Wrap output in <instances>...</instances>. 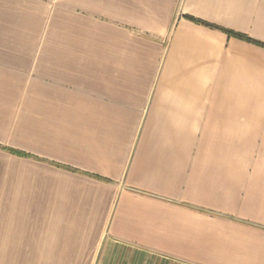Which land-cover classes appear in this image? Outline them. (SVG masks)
Wrapping results in <instances>:
<instances>
[{
	"label": "crops",
	"instance_id": "1",
	"mask_svg": "<svg viewBox=\"0 0 264 264\" xmlns=\"http://www.w3.org/2000/svg\"><path fill=\"white\" fill-rule=\"evenodd\" d=\"M227 31L264 0H0V248L264 264V47Z\"/></svg>",
	"mask_w": 264,
	"mask_h": 264
},
{
	"label": "rangeland",
	"instance_id": "2",
	"mask_svg": "<svg viewBox=\"0 0 264 264\" xmlns=\"http://www.w3.org/2000/svg\"><path fill=\"white\" fill-rule=\"evenodd\" d=\"M28 256H34L33 250L0 248V264H27Z\"/></svg>",
	"mask_w": 264,
	"mask_h": 264
},
{
	"label": "trees",
	"instance_id": "3",
	"mask_svg": "<svg viewBox=\"0 0 264 264\" xmlns=\"http://www.w3.org/2000/svg\"><path fill=\"white\" fill-rule=\"evenodd\" d=\"M196 21H197V20H196ZM197 22H199V23H203V22H201V21H197ZM227 33H228L230 36H234V37H237V38H240V39H243V40H247V41H249V42H254V43H256V44L261 45V46L264 47V43L254 41V40H252V39H250V38H248V37H246V36H244V35H241V34H238V33H235V32H231V31H227ZM10 151H11L12 153L17 154V155L28 156L27 154L22 153V152H19V151H15V150H10Z\"/></svg>",
	"mask_w": 264,
	"mask_h": 264
}]
</instances>
